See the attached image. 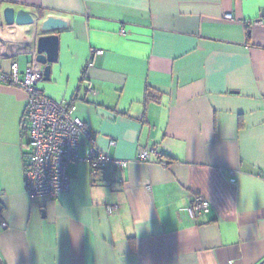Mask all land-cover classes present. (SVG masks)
Returning <instances> with one entry per match:
<instances>
[{"label": "crops", "instance_id": "1", "mask_svg": "<svg viewBox=\"0 0 264 264\" xmlns=\"http://www.w3.org/2000/svg\"><path fill=\"white\" fill-rule=\"evenodd\" d=\"M8 6L67 22L39 85L72 100L93 132L80 156L103 150L129 165L71 163L67 190L30 197L28 94L0 82L3 263L262 262L264 0H0V73L17 62L22 75L33 28L6 23ZM140 148L167 164L137 159ZM195 195L210 211L190 218Z\"/></svg>", "mask_w": 264, "mask_h": 264}, {"label": "built area", "instance_id": "2", "mask_svg": "<svg viewBox=\"0 0 264 264\" xmlns=\"http://www.w3.org/2000/svg\"><path fill=\"white\" fill-rule=\"evenodd\" d=\"M232 18V14H226ZM256 24H263L257 20ZM102 54V49H93ZM9 74L0 73V82L23 88L28 94L24 114L23 129L27 137V155L25 160V191L30 197H57L70 186L71 178L67 172L69 164L80 161L90 163L94 173L104 169L108 164L114 168L129 165V160L110 156L108 151L94 150L87 157L79 154L81 138L84 136L94 146L93 132L76 114V104L70 101H58L46 94L39 85L43 78V67L36 60V53L24 72L20 73L17 62L12 64ZM111 143H115L111 140ZM156 157L163 165L162 154L156 149L140 148L137 159L151 161ZM232 173H235L234 171ZM116 206L112 205L109 210ZM190 218L210 211V201L202 195H195L186 209ZM1 212V209H0ZM7 224L1 223L2 227Z\"/></svg>", "mask_w": 264, "mask_h": 264}, {"label": "water", "instance_id": "3", "mask_svg": "<svg viewBox=\"0 0 264 264\" xmlns=\"http://www.w3.org/2000/svg\"><path fill=\"white\" fill-rule=\"evenodd\" d=\"M4 16L8 24L16 23L33 28L30 34L34 50H31V53H36V60L43 67L42 80L50 79L52 64L58 61L60 47V37L55 31L66 27L67 22L58 16L44 17L31 10L16 9L14 6L6 7ZM263 262L264 260L259 264ZM0 264H4L1 258Z\"/></svg>", "mask_w": 264, "mask_h": 264}, {"label": "trees", "instance_id": "4", "mask_svg": "<svg viewBox=\"0 0 264 264\" xmlns=\"http://www.w3.org/2000/svg\"><path fill=\"white\" fill-rule=\"evenodd\" d=\"M0 209H1V207H0Z\"/></svg>", "mask_w": 264, "mask_h": 264}]
</instances>
